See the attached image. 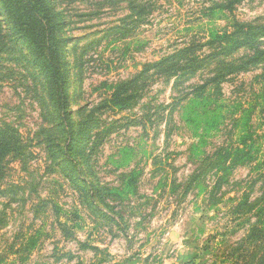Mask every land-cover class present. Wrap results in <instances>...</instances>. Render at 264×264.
Wrapping results in <instances>:
<instances>
[{
    "label": "rangeland",
    "instance_id": "374dc122",
    "mask_svg": "<svg viewBox=\"0 0 264 264\" xmlns=\"http://www.w3.org/2000/svg\"><path fill=\"white\" fill-rule=\"evenodd\" d=\"M42 2L68 124L0 3V264H264V0Z\"/></svg>",
    "mask_w": 264,
    "mask_h": 264
},
{
    "label": "trees",
    "instance_id": "16d2710c",
    "mask_svg": "<svg viewBox=\"0 0 264 264\" xmlns=\"http://www.w3.org/2000/svg\"><path fill=\"white\" fill-rule=\"evenodd\" d=\"M0 3L9 17L14 19V23L18 24L16 17L18 12L24 16V23H21L22 28L25 26L22 34L33 52L34 60L42 64L47 71L51 85L52 102L62 121L68 124L64 73L54 53L53 25L45 19L47 10L42 0H0ZM253 29L254 32L248 33V37L264 35V26L248 28L249 32Z\"/></svg>",
    "mask_w": 264,
    "mask_h": 264
}]
</instances>
